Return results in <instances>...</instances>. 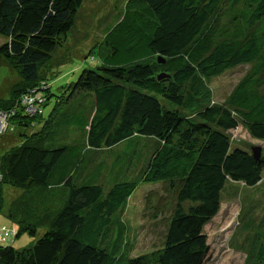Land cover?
Returning a JSON list of instances; mask_svg holds the SVG:
<instances>
[{
	"label": "trees",
	"instance_id": "16d2710c",
	"mask_svg": "<svg viewBox=\"0 0 264 264\" xmlns=\"http://www.w3.org/2000/svg\"><path fill=\"white\" fill-rule=\"evenodd\" d=\"M139 1L106 27L98 67L59 96L41 71L72 34L84 0H0V60L21 78L0 110L17 113L7 133L24 137L0 156V210L17 236L44 231L27 249L0 245V264H206L204 228L223 192L264 185V158L227 135L243 124L264 141V0ZM243 65L250 72L214 103L208 80ZM32 91L45 98L36 117L19 104ZM71 130L79 137L70 140ZM119 147L111 162L94 160ZM162 183L176 196L164 245L131 256L129 201L141 184ZM6 187L23 191L8 206ZM247 216L242 238L255 230ZM257 258L264 262V242Z\"/></svg>",
	"mask_w": 264,
	"mask_h": 264
},
{
	"label": "rangeland",
	"instance_id": "374dc122",
	"mask_svg": "<svg viewBox=\"0 0 264 264\" xmlns=\"http://www.w3.org/2000/svg\"><path fill=\"white\" fill-rule=\"evenodd\" d=\"M129 1L132 3L134 1L135 6L140 5L139 0H84L72 34L63 46L56 48L53 61L41 71L42 75L48 76L53 94L61 96L64 88L75 82L83 69L98 67L100 53L97 46L100 47L102 44L106 27L121 16ZM4 42L5 38L0 36V45ZM251 68L252 65H243L208 80L207 86L212 91L213 102L222 104ZM20 79L18 71L11 64L0 60V98H10L12 87ZM51 100L44 110V119L49 118L56 105V97ZM32 107H37L39 111L38 103ZM30 132L26 131L25 134ZM69 134L70 140L80 135L75 130H71ZM227 135L233 147H242L249 151L259 147L261 157L264 158V141L254 139L245 125L240 124L237 129L228 131ZM23 141L24 137L19 131L1 135L0 156L19 146ZM122 151V147L104 149L96 152L94 160L109 163L116 153ZM171 189L166 183L141 184L129 201L123 219L129 227L131 256L150 252L164 245L168 224L176 206V196ZM227 190L222 195L220 212L204 228L210 248L206 264H264L257 258L259 245L264 242V185L244 189L236 196H231V188ZM22 193L21 189L6 187L7 206ZM250 206L253 209L250 210ZM1 210L0 245L12 246L16 250L27 249L43 234L44 231L41 229L36 237L27 233L17 236L16 222L8 216L7 209L4 208L2 212ZM247 213V218L255 221V230L248 234L251 240L253 239V246L247 244L249 241L245 240L247 234H243L244 238L239 237L241 217Z\"/></svg>",
	"mask_w": 264,
	"mask_h": 264
},
{
	"label": "built area",
	"instance_id": "2783aa9c",
	"mask_svg": "<svg viewBox=\"0 0 264 264\" xmlns=\"http://www.w3.org/2000/svg\"><path fill=\"white\" fill-rule=\"evenodd\" d=\"M32 97L26 99L22 98L20 100V105L24 106L26 113L29 117H36L41 112V106L44 104L45 98H43V93H37L36 91H32ZM39 104V111L37 107H32L34 104ZM37 112H39L37 114ZM17 116L16 112H8L4 110H0V136L6 134L12 125V120ZM3 177L1 174V164H0V182L2 181Z\"/></svg>",
	"mask_w": 264,
	"mask_h": 264
},
{
	"label": "water",
	"instance_id": "95a60500",
	"mask_svg": "<svg viewBox=\"0 0 264 264\" xmlns=\"http://www.w3.org/2000/svg\"><path fill=\"white\" fill-rule=\"evenodd\" d=\"M252 154H253V157L256 159V160H260L261 158V148L259 147H254L252 148Z\"/></svg>",
	"mask_w": 264,
	"mask_h": 264
}]
</instances>
